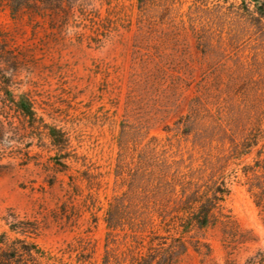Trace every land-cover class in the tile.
I'll use <instances>...</instances> for the list:
<instances>
[{
  "label": "rangeland",
  "instance_id": "374dc122",
  "mask_svg": "<svg viewBox=\"0 0 264 264\" xmlns=\"http://www.w3.org/2000/svg\"><path fill=\"white\" fill-rule=\"evenodd\" d=\"M225 1L0 0V236L41 264H130L110 205L172 220L189 182L219 179L224 210L177 264H264V28Z\"/></svg>",
  "mask_w": 264,
  "mask_h": 264
},
{
  "label": "trees",
  "instance_id": "16d2710c",
  "mask_svg": "<svg viewBox=\"0 0 264 264\" xmlns=\"http://www.w3.org/2000/svg\"><path fill=\"white\" fill-rule=\"evenodd\" d=\"M143 1L137 0L138 7L142 6ZM224 3L228 4V9L234 16L246 20L254 28H264V0H226ZM9 95L11 103L18 111L25 116L32 115L30 101L24 94L16 97H11V93ZM49 135L56 145H61L64 141L62 132L55 127L49 128ZM257 144L256 139L244 142L243 152ZM260 155L263 157L261 168L264 172V148ZM189 184L191 188L184 191L187 199L174 211L172 220L160 218L159 222H155L152 218H145L125 224L118 217L117 206H109L105 217L106 228L115 231L127 225L132 236L139 240V246L131 256L130 264H177L178 255L187 250L183 235L193 228L202 230L216 224V215L224 210L223 203L229 194L226 182L218 179L201 185L196 182ZM255 204L259 207V204ZM12 231H16L15 228H12ZM167 240H170V243H167ZM43 259L44 251L37 244L19 238L9 242L4 235L0 236V264H41Z\"/></svg>",
  "mask_w": 264,
  "mask_h": 264
}]
</instances>
